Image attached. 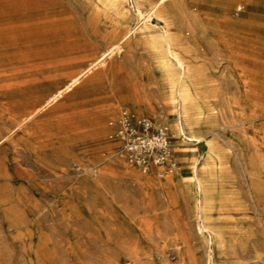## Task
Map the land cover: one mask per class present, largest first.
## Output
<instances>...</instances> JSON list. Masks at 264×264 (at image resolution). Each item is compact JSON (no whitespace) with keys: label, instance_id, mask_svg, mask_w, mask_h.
<instances>
[{"label":"rangeland","instance_id":"obj_1","mask_svg":"<svg viewBox=\"0 0 264 264\" xmlns=\"http://www.w3.org/2000/svg\"><path fill=\"white\" fill-rule=\"evenodd\" d=\"M156 1L0 0V264H264V0ZM125 107L169 128L167 177L119 154Z\"/></svg>","mask_w":264,"mask_h":264},{"label":"built area","instance_id":"obj_2","mask_svg":"<svg viewBox=\"0 0 264 264\" xmlns=\"http://www.w3.org/2000/svg\"><path fill=\"white\" fill-rule=\"evenodd\" d=\"M110 136L118 142L119 154L144 174L165 178L180 165L169 128L150 116L122 108Z\"/></svg>","mask_w":264,"mask_h":264},{"label":"bare ground","instance_id":"obj_3","mask_svg":"<svg viewBox=\"0 0 264 264\" xmlns=\"http://www.w3.org/2000/svg\"><path fill=\"white\" fill-rule=\"evenodd\" d=\"M168 0H157L152 10L157 9L160 5ZM153 13V12H152ZM142 14V13H141ZM150 16V15H149ZM144 17V16H143ZM148 17V16H147ZM146 17V19H147ZM163 48L159 49V61L166 71L169 78L174 81V86L172 87L171 94L176 95L178 98L177 106L179 108L177 118L175 120V125L178 127L182 134L186 135L185 126L188 123H191L195 119L193 118L194 114L192 111V104H190V100L187 97V87L184 84V74H185V62L182 60L180 55H178L170 45V42L167 39V33L163 30ZM102 59V58H101ZM78 78L73 80L69 85L66 86L65 89H68L74 82L77 81ZM64 89L60 90L52 99H55L58 95L62 94ZM191 140H197L193 134L188 136ZM195 138V139H194ZM192 182L195 186V190L201 192L202 195L197 197V205L199 209H203L209 203L208 193L205 190L204 184L201 178L198 175V167L195 166L192 171ZM199 195V194H198Z\"/></svg>","mask_w":264,"mask_h":264}]
</instances>
